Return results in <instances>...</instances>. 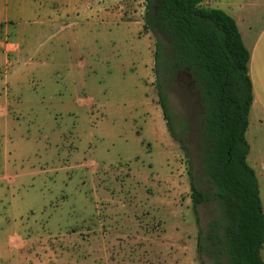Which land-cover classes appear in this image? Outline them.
<instances>
[{"label": "rangeland", "instance_id": "374dc122", "mask_svg": "<svg viewBox=\"0 0 264 264\" xmlns=\"http://www.w3.org/2000/svg\"><path fill=\"white\" fill-rule=\"evenodd\" d=\"M145 0H0V264H200L217 210L185 76L155 87ZM188 158L209 196L191 208Z\"/></svg>", "mask_w": 264, "mask_h": 264}, {"label": "trees", "instance_id": "16d2710c", "mask_svg": "<svg viewBox=\"0 0 264 264\" xmlns=\"http://www.w3.org/2000/svg\"><path fill=\"white\" fill-rule=\"evenodd\" d=\"M202 1L145 0L143 28L154 37L158 102L171 137L190 156L174 129L165 93L185 76L199 114L195 149L217 203L206 231H198L200 264H264V210L255 172L246 161L253 99L249 52L235 20ZM188 163L191 208L199 225V206L209 196L198 187L190 158Z\"/></svg>", "mask_w": 264, "mask_h": 264}, {"label": "crops", "instance_id": "0c3cea01", "mask_svg": "<svg viewBox=\"0 0 264 264\" xmlns=\"http://www.w3.org/2000/svg\"><path fill=\"white\" fill-rule=\"evenodd\" d=\"M202 5L219 8L230 15L249 52L253 99L245 131L249 144L246 161L255 172L264 210V0H203ZM260 255L264 261V243Z\"/></svg>", "mask_w": 264, "mask_h": 264}]
</instances>
